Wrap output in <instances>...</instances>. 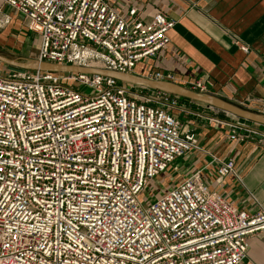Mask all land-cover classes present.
<instances>
[{
  "label": "built area",
  "instance_id": "built-area-1",
  "mask_svg": "<svg viewBox=\"0 0 264 264\" xmlns=\"http://www.w3.org/2000/svg\"><path fill=\"white\" fill-rule=\"evenodd\" d=\"M2 2L38 35L37 60L61 66L132 74L176 26L162 13L145 23L135 8L127 20L106 0ZM1 15L0 28L10 23ZM146 78L175 81L162 72ZM189 89L206 93L202 80ZM186 101L224 114L209 119L229 128L230 141L264 150V126L217 108L101 74L0 62V264H244L264 211L239 209L201 172L141 202L178 159L209 154L181 120ZM210 157L219 177L242 181L232 159Z\"/></svg>",
  "mask_w": 264,
  "mask_h": 264
},
{
  "label": "crops",
  "instance_id": "crops-1",
  "mask_svg": "<svg viewBox=\"0 0 264 264\" xmlns=\"http://www.w3.org/2000/svg\"><path fill=\"white\" fill-rule=\"evenodd\" d=\"M106 2L127 20L130 19L129 12L135 8L145 23H150L158 13L176 21L175 28L169 33L171 41L167 47L155 58L139 63L132 72L133 75L146 78L153 72L171 73L175 76L174 83L188 89L191 83L202 80L207 93L264 113V0ZM0 9L1 17L10 20L9 24L0 28V53L6 50L22 55L25 48L21 45L20 38L29 32L26 22L2 0ZM241 46L248 47L249 52H243ZM30 50L37 60L38 50ZM184 106L186 112L181 114L183 124L198 133L203 149L220 159H232L242 181L235 175L219 177L216 173L217 165L211 162L210 156L200 157L193 152L196 156L194 159L179 165L175 163L170 167L172 170L168 176L171 181L165 188L173 181L177 183L199 171L212 190H218L239 209L248 213L264 211L262 145L253 141H230L228 127L227 130H218L198 119L202 107L188 101L184 102ZM244 264H264V232L249 239Z\"/></svg>",
  "mask_w": 264,
  "mask_h": 264
},
{
  "label": "water",
  "instance_id": "water-1",
  "mask_svg": "<svg viewBox=\"0 0 264 264\" xmlns=\"http://www.w3.org/2000/svg\"><path fill=\"white\" fill-rule=\"evenodd\" d=\"M0 62L6 64L11 69H18V70H33V71H42V72H50L57 74H66V73L101 74L104 76L117 79L122 83H128L153 90L164 91L199 104L217 108L223 112L230 113L241 119L264 126V113H261L258 110L245 107L242 104H238L230 100L223 99L218 95H214L212 93L193 91L184 86L172 82L152 81L150 79L139 77L133 74H120L117 72L107 71L103 69L81 68L76 66H61L52 63L40 62L35 59L34 60L9 59L2 55H0Z\"/></svg>",
  "mask_w": 264,
  "mask_h": 264
},
{
  "label": "rangeland",
  "instance_id": "rangeland-1",
  "mask_svg": "<svg viewBox=\"0 0 264 264\" xmlns=\"http://www.w3.org/2000/svg\"><path fill=\"white\" fill-rule=\"evenodd\" d=\"M15 38L17 39L16 36H15ZM12 40L15 41L13 38H12ZM20 43H21V45H24L23 48H25L24 49V53H21L22 55L18 56L16 54H12L11 52L6 51V50H2L0 55H4L5 57H8L10 59H17V60H31L32 59V60H34V57L32 55V50H30V49L32 48V49L38 50V47L40 45L39 37L36 34H34V33H31V32L29 33L28 32L26 36H23V37L20 38ZM82 90H84L87 94H91L92 93L91 89H84V87H83ZM199 112L200 113L204 112L205 115H206V116L198 117V119H201L202 121H204V123L207 122L209 125H212L213 127H215L218 130H221V129L222 130H224V129L227 130L226 126H223L221 124H217L215 121H211V119H209V117H212V118H214L216 120H220L221 121V120L225 119L224 114H222V113L214 114V113H211L209 111H204L203 109L201 111H199ZM209 146L210 145H208V147ZM204 150H206V149H204ZM206 152H208L210 155H213V153H211V152H209L207 150H206ZM209 154H205V153L201 152V153H197L195 155L202 157L203 155L210 156ZM195 155H193L192 153H189L185 157H183L182 159H179V161L177 160V162H175V163L179 165V164H182V163H186L187 161L189 162L190 159L192 160V158L194 159L196 157ZM204 159H206V157ZM171 170L169 169L165 173L161 174L154 181L150 182L149 185L145 188L144 192L142 193V195L140 197L141 198V202L144 205H148V203L153 199V197L156 194H158L159 192H164L165 187L171 181L170 176H168L169 173H171ZM174 183L175 182L173 181L171 183V185H173Z\"/></svg>",
  "mask_w": 264,
  "mask_h": 264
},
{
  "label": "trees",
  "instance_id": "trees-1",
  "mask_svg": "<svg viewBox=\"0 0 264 264\" xmlns=\"http://www.w3.org/2000/svg\"><path fill=\"white\" fill-rule=\"evenodd\" d=\"M182 99H184V98H182ZM184 100H187V99H184Z\"/></svg>",
  "mask_w": 264,
  "mask_h": 264
}]
</instances>
